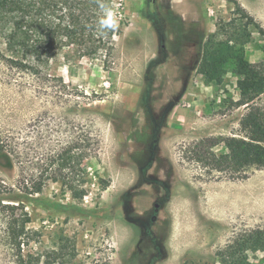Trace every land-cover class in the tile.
Here are the masks:
<instances>
[{"label":"rangeland","instance_id":"rangeland-1","mask_svg":"<svg viewBox=\"0 0 264 264\" xmlns=\"http://www.w3.org/2000/svg\"><path fill=\"white\" fill-rule=\"evenodd\" d=\"M108 6L125 23L108 66L84 58L38 78L0 61V264L11 260L6 204L24 207L33 251L64 233L77 264H264V168L230 179L206 160L246 135L230 57L240 50L264 73V0ZM207 51L225 58L208 75ZM252 105L264 110V94ZM64 149L62 188L50 162Z\"/></svg>","mask_w":264,"mask_h":264},{"label":"trees","instance_id":"trees-1","mask_svg":"<svg viewBox=\"0 0 264 264\" xmlns=\"http://www.w3.org/2000/svg\"><path fill=\"white\" fill-rule=\"evenodd\" d=\"M100 3L108 6L109 0H0V38L4 44V50L0 52L1 63L12 73L19 72L38 78H52V71L58 69L53 65L71 66L84 58L104 57V64L108 66L115 51L114 39L123 33L122 25L125 23L115 16V28L101 32L98 25ZM215 50L211 48V51ZM215 55L208 54V51L204 55L202 64L206 75L210 70L225 65V58L216 59ZM230 58L234 60V72L243 76L238 83L243 96L239 105L250 108L241 121L246 135L241 139H224L227 153L212 154L206 160L210 159L213 170L217 172L232 170L230 179H245L250 170L264 168V110L252 105L264 94V73L259 74L256 66L249 63L240 50ZM5 143L0 132V156L5 152ZM70 155L71 149H64L50 162L54 172H58H55L54 180H61L62 188L69 184V176L62 172L71 168ZM71 186L72 197L83 200L87 190ZM36 190L40 192L41 187ZM19 206L4 205L11 217L5 240L11 255L9 264H77V242L64 233L59 235L57 249L42 255L33 251L36 232L28 229L25 219L27 213L24 207ZM20 209L21 213L18 212Z\"/></svg>","mask_w":264,"mask_h":264},{"label":"clouds","instance_id":"clouds-1","mask_svg":"<svg viewBox=\"0 0 264 264\" xmlns=\"http://www.w3.org/2000/svg\"><path fill=\"white\" fill-rule=\"evenodd\" d=\"M101 15L98 20L99 29L101 32L114 29L116 26V19L113 9L106 6L104 3L99 5Z\"/></svg>","mask_w":264,"mask_h":264},{"label":"crops","instance_id":"crops-1","mask_svg":"<svg viewBox=\"0 0 264 264\" xmlns=\"http://www.w3.org/2000/svg\"><path fill=\"white\" fill-rule=\"evenodd\" d=\"M179 17H182V14H180Z\"/></svg>","mask_w":264,"mask_h":264}]
</instances>
